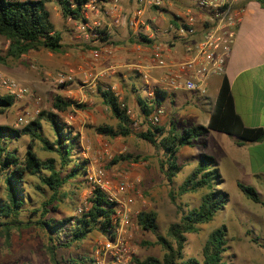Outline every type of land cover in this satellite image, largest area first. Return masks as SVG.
I'll use <instances>...</instances> for the list:
<instances>
[{
  "label": "rangeland",
  "instance_id": "obj_1",
  "mask_svg": "<svg viewBox=\"0 0 264 264\" xmlns=\"http://www.w3.org/2000/svg\"><path fill=\"white\" fill-rule=\"evenodd\" d=\"M182 1L185 2L186 0ZM175 6L182 11L183 3L182 5H179V2L175 3ZM150 12L155 14L153 9H151ZM159 18L161 24L165 25L170 15L161 13ZM51 19L54 23V27L59 31L58 21L53 18V13H51ZM172 23H174V21H172ZM145 44L148 43L146 42ZM85 45L87 46L88 44L79 41L74 44V47L76 46V50L79 49V53H81L86 50ZM2 46L3 44L0 43V55L4 50ZM71 52L75 53L74 50ZM29 53H31L32 57H21L20 60L9 58L0 60V69L2 65L9 67L11 63L14 64V61L18 60V64H20L22 68L31 70L34 75L36 74L38 79L36 82L40 84L36 86L25 84L29 89V96L21 100H13L11 105L0 110V125H7L15 129H20L42 112L40 118L41 136L48 141H53L54 136L49 126L46 113L51 112L55 114L65 130L76 137V144L70 152V161L63 168H59V160L56 153L43 150L41 143L35 140L32 149L37 157L40 159L51 157L54 161V166L59 169L61 175H64L75 163L84 165L85 170L90 167L102 165L108 173L117 170L126 172L130 176L135 174L139 175V195L136 196L134 208L137 209L138 212H153L157 225L156 232L165 235L168 223L175 221L178 217L175 206L170 202L167 196V190L171 189L175 191L176 187L194 166L199 153L211 154V156L216 157L220 156L217 143L211 136L214 135V132L208 134L207 140H204L206 138L203 135L198 137L191 146L186 145L179 147L176 152V162L180 166V170L174 175L170 185L166 184L162 173L158 169V162L163 159L161 148L137 137L135 134L144 131L148 126L162 127L164 135H166L171 125L175 133L180 132L184 127L195 125V121L184 120V122H182L177 120L175 123L173 119L176 117L175 113H177V111L182 112L186 107L189 109L195 108L194 101L197 98L201 100H204V98L202 99L201 96L199 97L189 92H168L167 95L160 100V104L158 105L162 107L163 114L166 112V119L168 120H158L152 125L141 119L138 107L131 103L132 99L125 100L127 97L124 96L120 102L123 103L126 109H129L132 116L138 121V125L136 128H132L131 134L127 136L108 137L103 134H98L95 131V127L98 125L108 124L112 127L115 126L113 125L111 114L108 113V110L104 109L103 104L99 101L98 92L89 93L93 97L91 101L83 99L79 92H74L80 83L78 80L79 68L76 70H67L65 67H58L52 72H47L45 69L52 66L55 53L49 54L48 51L43 48L31 50ZM67 57L71 60V56ZM130 71L129 74L133 72V69ZM59 74H68L71 76V80L65 83H57L55 79ZM133 76L135 75L132 73V77ZM129 77H131V75ZM137 81H139V79ZM142 88L143 87H141V89ZM141 89L138 93L147 97ZM0 94H3L1 90ZM54 96H60L72 103L61 111L55 110L51 108ZM173 96L175 97L173 98ZM149 97L150 96H148V98ZM204 103L208 105L207 107H210L208 99ZM95 113H98L102 118L91 121L90 117ZM200 115L203 114L200 113ZM19 116L22 117V120L26 121V123L19 122L17 120ZM4 139L3 141V136H0V146H4L6 149L11 150L17 158L22 161L26 144L29 141L27 136H4ZM205 141L208 144L211 142L213 145L209 144L206 149H203V143ZM103 142H106L111 157L118 153L127 152L132 155H139L140 158L136 161L124 160L111 164L110 160L103 154ZM93 146L101 149L99 155L93 156ZM216 169L218 172H222V177L225 181L221 179L219 183L215 182L211 185L216 188H225L228 201L222 208L218 209L213 214L208 222L199 224L196 232L185 234V242L182 248L183 257L200 259L201 246L208 232L216 227H223L226 243L225 251L222 253V261L224 264H264V229L257 221L245 217L246 213L240 208L242 202L239 200V195L241 200L248 201L249 203L251 200L237 190L238 188H236L234 180L230 179V172L227 177L223 163H220ZM85 170L84 172L80 171L75 174L62 184L58 190L56 199L47 205L46 208L48 212L43 216V219L59 220L67 217L73 218L79 216L87 209L91 193L89 182L85 178ZM5 173L4 171H0V201H5L6 197L3 180ZM43 173L47 174V171L43 170ZM222 182H224V185H220L219 187V184ZM20 187L23 202L17 219L21 221H33L39 217L41 202L48 198L50 190L42 185L36 176L28 173H24ZM205 191L206 188H200L194 192L176 196L175 201L183 210L193 208L198 205L200 196ZM77 208H81V212H77ZM35 209L36 211L33 212ZM0 221H7V218L0 217ZM68 229H70V225L67 224L58 232L56 236L57 240L50 241L48 240L47 233L38 225H18L10 228L6 241L3 226H0V264H54L46 249L47 245L51 243L55 247V259L59 264H74L71 262V259H73L76 264H90L91 252L94 249L95 243L103 239L104 234L98 228L94 227L83 239L74 241L68 246H63L59 244V242L63 243L69 239ZM129 231V244L132 250L129 264H134L132 262L133 257L142 259L147 255H153L158 258L161 256L162 250L158 245L142 244L143 241H153V233L140 229L135 221H132V226L129 227ZM245 231L252 238L256 237L254 240L258 244L256 250L251 252L252 254L248 256L242 254L239 250L244 242L242 233ZM50 236L53 237L54 235Z\"/></svg>",
  "mask_w": 264,
  "mask_h": 264
},
{
  "label": "trees",
  "instance_id": "obj_2",
  "mask_svg": "<svg viewBox=\"0 0 264 264\" xmlns=\"http://www.w3.org/2000/svg\"><path fill=\"white\" fill-rule=\"evenodd\" d=\"M48 0H0V37L7 41L5 49L0 55V60L6 58L17 59L22 54L39 48L50 52H58L62 49L61 37L58 31L54 29L49 18V11L45 3ZM59 6L60 15L63 19L67 16L79 18L80 3L82 0H76L73 7L67 0H54ZM264 7V0H257ZM154 8V7H153ZM105 35L102 36L104 39ZM139 37V39H138ZM134 36L135 41L142 40L149 42L144 36ZM141 38V39H140ZM85 47L87 48L88 45ZM100 102L105 105L113 118L116 120L115 126L108 124L98 125L95 131L108 137L127 136L131 134L132 126L128 115L125 113V106L119 102L111 91L106 88L98 91ZM166 96L165 91L153 90V96L150 100L135 96L136 106L142 120L152 110L153 105H159L160 100ZM13 98L6 94H0V110L11 105ZM72 102L54 96L51 108L61 111ZM38 116L26 123L20 129H15L7 125H0V136L17 137L25 135L28 138L22 161L4 146H0V171L6 172L4 175L5 201H0V217L7 218V221H0L3 226L5 240L7 241L9 230L13 226L38 225L48 235V240H57V234L65 225H70L68 229L69 239L63 243L68 246L74 241H79L91 231L92 228H98L104 236L109 235L113 228L111 223L112 208L106 203L103 194L99 190H93L89 197L87 209L77 217H67L59 220L43 219L48 212L46 208L56 199L58 190L62 184L73 177L75 174L84 172V165L75 163L61 175L58 168L54 166L51 157L40 159L33 151L35 140L41 143L43 150L55 152L59 160V168H63L70 161V152L76 144V137L66 131L64 126L58 121L55 114L48 112L46 117L53 133V141H48L41 136L40 118ZM208 130L222 132L233 139L236 146H240L248 141H259L264 137V132L259 127H245L240 118L235 114L232 105V99L228 88V83L224 76L213 103L205 125L195 124L184 127L178 133H175L171 127L164 135L163 128L158 126H148L144 131L135 135L152 145L161 148L163 159L158 162V169L162 173L167 185L171 184L172 178L180 170L176 162V152L179 147L189 145L198 137L203 136ZM139 155L131 153H118L112 156L110 163L118 161L138 160ZM215 159L208 154L199 153L194 166L186 174L175 191L168 189L167 196L170 202L175 206L178 217L175 221L168 223L165 235L156 232L157 225L155 214L151 211L138 212L135 216V223L142 230L153 233L154 240L145 242L146 245H158L162 250L158 258L153 255H147L142 259L133 257L134 264H224L222 253L225 251V239L223 227H216L208 232L201 246V258L183 257L182 248L185 242V234L196 232L198 225L208 222L213 214L222 208L228 201V195L225 191L212 187V183L221 181L220 175L216 169ZM47 171V174L43 173ZM24 173L34 175L39 182L50 190L46 200L41 202L39 217L35 220L21 221L17 215L21 210L22 198L21 187ZM237 188L240 192L253 202L264 203L260 200L256 190L243 183L237 182ZM200 188H206L201 194L199 203L196 207L183 210L176 203V196L188 192H194ZM33 210V212H35ZM50 235H54L51 237ZM50 259L54 264H59L55 259V247L51 243L46 247ZM71 262H76L71 259Z\"/></svg>",
  "mask_w": 264,
  "mask_h": 264
},
{
  "label": "crops",
  "instance_id": "obj_3",
  "mask_svg": "<svg viewBox=\"0 0 264 264\" xmlns=\"http://www.w3.org/2000/svg\"><path fill=\"white\" fill-rule=\"evenodd\" d=\"M178 2L179 5L183 3L182 11L175 6V3ZM111 5L110 0H100V12L98 16L102 25V31L105 35L104 39H101L100 46L102 44L108 45L113 53L110 56L102 55L98 60L92 62L90 51L93 48L99 47V45L88 44L89 46L86 50L83 51L80 49L83 52L79 53V49L77 51L76 46L74 47V44L79 42V40L74 37L71 24L66 18L63 19L61 17L59 6L56 2L54 0H48L45 6L49 11V18L52 24L54 25L51 19V13H53V18L58 21L60 30L58 31L55 27L54 29L60 34L62 49L58 52L48 51L49 54L55 53V59L52 66L46 68L45 71L52 72L58 67H65L67 70H76L79 68L78 80L80 83L74 92H79L83 99L91 101L93 97L89 93H97L99 89L108 88L119 102L125 96L127 97L125 100L132 99L131 103L136 105L135 96L150 100L153 96V90L158 88H156L154 82L155 73H151L145 80L147 82L139 74H136L134 70L132 73L135 76L132 77V73L129 74L131 72L130 70L133 69L131 65L135 62H141L143 60L142 58L146 55L145 51L137 49L138 46L142 47L146 42L143 43L142 40L135 41L134 36L138 37L141 34H136L130 29L126 25V20L135 10H138V18L147 22L149 32L152 31V37H145V39H149V42L157 40L167 45L169 47L167 53L174 58H178L181 55L182 42L167 29V25H177L183 16L187 1L162 0L159 9H156L149 7L144 0H119L116 7L118 24L113 22L112 16L114 13L110 12ZM239 6L241 7V12L238 26L230 53L225 61L223 74L208 77L206 80V93L201 96L204 100L199 98H197L199 100L194 99L195 108L189 109L186 107L185 110H181L182 112L177 111L173 122L176 123L177 120L184 122V120H187L195 121V124L205 125L212 110L221 77L224 76L228 83L233 110L240 118L242 125L245 127H259L264 132V7L257 0H240ZM151 9L154 10L155 14L150 12ZM161 13L170 15L165 25L161 24L159 18ZM0 43L3 44L2 49H5L7 41L0 37ZM73 50L75 53L71 52ZM29 52L22 54L17 59L20 60L21 57L28 56L32 57ZM67 56H71V60ZM18 60L14 61L15 65L11 63L9 67L2 65L0 70L6 75L9 74L8 76L23 85H40L36 82L38 80L36 74L34 75L31 70L22 68L18 64ZM130 75L131 77H129ZM138 79L139 81H137ZM27 85L25 86L27 87ZM141 87L143 88L141 89ZM140 89L147 97L138 93ZM165 93L167 95L168 92L165 91ZM189 93L198 96L196 93ZM148 96L150 97L148 98ZM207 99L210 102V107H207L208 105L204 103ZM103 106L104 109L108 110L105 105ZM200 113L203 115H200ZM100 118L102 117L98 113L92 114L90 117L91 121ZM166 118L165 112L159 117V120L161 121L163 119L166 121L168 120ZM112 119L113 125H115L116 120L113 117ZM210 132H214V135L211 136L216 141L220 153L219 157L212 156L215 159L216 167L220 163H223L227 177L230 172V179L234 180L236 188L237 182L252 186L258 193L260 200L264 203V137L259 141H248L240 146H236L233 143L232 137L213 130H208L204 134L206 138L204 140H207ZM209 144L213 145L211 142ZM209 144L205 141L203 143V149H206ZM98 150V147H94L92 150L94 152L93 156L97 155L96 152ZM218 173L221 176L220 179L225 181L222 177V172L219 171ZM223 183H220L219 187L220 185L223 186ZM218 189L226 192L225 188ZM239 200L242 202L241 210L246 213L245 217L257 221L264 229V205L253 201L249 203L248 201L241 200L240 195ZM242 239L244 242L239 250L242 254L248 256L258 247L257 242L254 240L256 237L252 238L245 231L242 233Z\"/></svg>",
  "mask_w": 264,
  "mask_h": 264
},
{
  "label": "built area",
  "instance_id": "obj_4",
  "mask_svg": "<svg viewBox=\"0 0 264 264\" xmlns=\"http://www.w3.org/2000/svg\"><path fill=\"white\" fill-rule=\"evenodd\" d=\"M73 7L76 0H67ZM100 0H82L79 18L66 17L71 24L73 35L80 42L97 44L99 47L90 51L91 61L95 62L102 55L110 56L113 51L105 44H101L102 25L98 16ZM110 12L113 22L118 24L116 11L119 0H110ZM187 6L177 25L168 24L175 37L180 40L182 50L178 58L170 56L169 47L160 41H151L138 46V50L146 52L141 62L131 65L136 74L145 81L151 73H155L156 88L167 92L188 91L202 96L206 93V80L212 75H222L225 61L230 53L238 26L241 7L240 0H186ZM149 7L159 9L162 0H144ZM139 11L135 10L126 20V25L136 34L148 38L152 37L147 22L138 18ZM71 80L68 74L57 75V83ZM147 82V81H145ZM0 90L13 100H21L29 96V89L14 78L0 71ZM125 113L131 121L132 128H136L138 121L129 109ZM163 114L160 106L153 105L152 110L145 116V121L155 124ZM19 122H25L18 117ZM99 150L96 152L99 154ZM103 154L111 159L106 142L102 143ZM85 178L89 182L90 193L99 190L112 208L111 223L113 225L109 235L96 241L91 252L90 264H129L131 247L129 244L132 221L138 213L134 208L136 196L139 195V175H129L122 171L107 172L104 166L90 167L85 170ZM81 212V208H77Z\"/></svg>",
  "mask_w": 264,
  "mask_h": 264
}]
</instances>
